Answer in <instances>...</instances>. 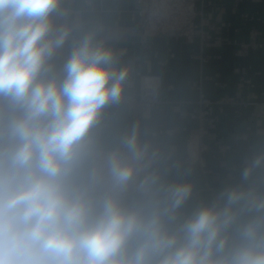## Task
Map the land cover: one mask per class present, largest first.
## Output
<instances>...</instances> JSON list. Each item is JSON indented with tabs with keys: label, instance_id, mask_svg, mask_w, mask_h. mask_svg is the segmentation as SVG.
Returning <instances> with one entry per match:
<instances>
[{
	"label": "clouds",
	"instance_id": "clouds-1",
	"mask_svg": "<svg viewBox=\"0 0 264 264\" xmlns=\"http://www.w3.org/2000/svg\"><path fill=\"white\" fill-rule=\"evenodd\" d=\"M66 4L0 0V264H264V151L190 203L138 125L105 138L129 70L92 29L58 62Z\"/></svg>",
	"mask_w": 264,
	"mask_h": 264
},
{
	"label": "crops",
	"instance_id": "crops-1",
	"mask_svg": "<svg viewBox=\"0 0 264 264\" xmlns=\"http://www.w3.org/2000/svg\"><path fill=\"white\" fill-rule=\"evenodd\" d=\"M66 7L74 31L58 62L92 29L129 70L122 101L105 110V138L138 125L160 149L167 178L194 185L190 203L210 198L264 151V0H196L192 41L141 36L136 0H67ZM146 73H157L161 84L144 118L129 99Z\"/></svg>",
	"mask_w": 264,
	"mask_h": 264
},
{
	"label": "built area",
	"instance_id": "built-area-1",
	"mask_svg": "<svg viewBox=\"0 0 264 264\" xmlns=\"http://www.w3.org/2000/svg\"><path fill=\"white\" fill-rule=\"evenodd\" d=\"M196 0H136L135 15L141 36L180 37L192 41L197 11ZM254 35L255 33L251 31ZM161 78L157 73L138 75V92L129 99L132 113L148 117L158 102ZM206 144H201V150Z\"/></svg>",
	"mask_w": 264,
	"mask_h": 264
}]
</instances>
